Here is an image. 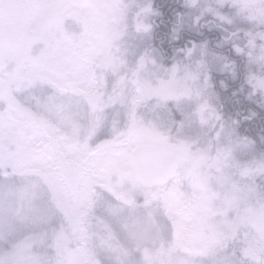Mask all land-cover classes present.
Listing matches in <instances>:
<instances>
[{
  "label": "clouds",
  "instance_id": "obj_1",
  "mask_svg": "<svg viewBox=\"0 0 264 264\" xmlns=\"http://www.w3.org/2000/svg\"><path fill=\"white\" fill-rule=\"evenodd\" d=\"M61 6L87 21L26 56L0 51V142L17 161L0 171V189L31 190L0 197V217H11L0 260L264 264V0ZM69 45L98 86L99 116L47 70ZM37 118L68 152L85 140L97 161L61 201L26 171L37 162L28 144Z\"/></svg>",
  "mask_w": 264,
  "mask_h": 264
},
{
  "label": "snow or ice",
  "instance_id": "obj_2",
  "mask_svg": "<svg viewBox=\"0 0 264 264\" xmlns=\"http://www.w3.org/2000/svg\"><path fill=\"white\" fill-rule=\"evenodd\" d=\"M46 7L43 0H0V50L7 46L12 14L19 10H27L30 14L19 55L26 56L34 43L49 40L56 31L52 30L50 21L42 11ZM57 27L59 28V21ZM79 52V49L69 45L67 58L62 62H49L47 70L67 81L68 87L64 90L84 97L92 111L99 116L103 112L104 101L91 73L84 70V61ZM2 134L0 132V135ZM28 135V144L34 150L37 162L26 169L27 173L37 176L57 201H61L65 194L71 196L78 192L79 176L85 170L90 171L91 166L97 163L89 144L80 140L72 151L68 152L63 134L40 118L31 125ZM100 163L103 165V162ZM15 167L17 161L12 156L0 158V171H12ZM5 195L9 199H30L31 190L17 192L14 189H0V197ZM30 210L36 216L43 212L42 207L35 203ZM10 227L11 217H0V231ZM0 264L6 262L0 260Z\"/></svg>",
  "mask_w": 264,
  "mask_h": 264
},
{
  "label": "rangeland",
  "instance_id": "obj_3",
  "mask_svg": "<svg viewBox=\"0 0 264 264\" xmlns=\"http://www.w3.org/2000/svg\"><path fill=\"white\" fill-rule=\"evenodd\" d=\"M102 2L103 0H43V3H45L47 7L42 11L50 21V27L52 28V30L57 31L61 27L70 28L76 20H80L82 22L87 21V15L85 13L73 11L62 7L61 5L68 3L96 4ZM20 11L22 12L23 10ZM29 16L30 14L26 16L25 13H22L19 16V21L17 20V17L16 19L14 17L12 18V21L18 23L19 32L23 33L21 35H18L16 46H14V49L12 51L13 54L19 55ZM57 21H59V28L57 27ZM6 156H8V151L6 150L4 143L0 142V158ZM175 210L177 213L182 210L179 201L176 202Z\"/></svg>",
  "mask_w": 264,
  "mask_h": 264
},
{
  "label": "flooded vegetation",
  "instance_id": "obj_4",
  "mask_svg": "<svg viewBox=\"0 0 264 264\" xmlns=\"http://www.w3.org/2000/svg\"><path fill=\"white\" fill-rule=\"evenodd\" d=\"M22 13H25L26 16L29 15L27 10H23L22 12L19 10V11L13 12L12 18L14 17L16 19V17H17V20L19 21V19H20L19 16ZM23 17H24V15H23ZM21 34H23V33L19 32L18 23L15 21H12V19H11L10 25H9V37L7 40V48L11 52L13 51L14 46H16V41H17L18 35H21ZM0 51H2V50H0Z\"/></svg>",
  "mask_w": 264,
  "mask_h": 264
},
{
  "label": "water",
  "instance_id": "obj_5",
  "mask_svg": "<svg viewBox=\"0 0 264 264\" xmlns=\"http://www.w3.org/2000/svg\"><path fill=\"white\" fill-rule=\"evenodd\" d=\"M144 163H145V166L150 167L152 164V161H151V159H146Z\"/></svg>",
  "mask_w": 264,
  "mask_h": 264
}]
</instances>
